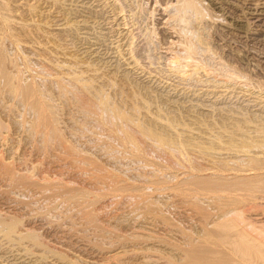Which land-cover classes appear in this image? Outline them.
<instances>
[{"label":"rangeland","instance_id":"rangeland-1","mask_svg":"<svg viewBox=\"0 0 264 264\" xmlns=\"http://www.w3.org/2000/svg\"><path fill=\"white\" fill-rule=\"evenodd\" d=\"M104 1L0 0V5L6 4L7 8L0 7V52L5 51L3 55L7 56L5 66L0 69L9 73L18 71L23 79L36 83L35 100L29 102L16 94L15 77L10 89L6 90L8 87L1 82L4 78L0 75V126L4 127H0V161L11 163L12 169L20 174L31 173L41 184L46 181L58 184L54 183L52 192L32 187L22 193L9 188V181L0 171V192L4 193H0V216H14L20 221L19 232L28 229L38 234L39 241L36 247L27 242L15 246L3 241L2 233L0 264H181L186 258L181 253L201 242L206 244V231L215 232L213 222L227 210L226 199L219 196L200 194L190 199L187 195L173 193L175 177L200 174L214 177L219 171L200 174L194 169L190 171L192 168H187L188 165L177 158L172 160L167 154L174 148L173 144L156 150L163 144L157 135L169 138L174 136V130L155 119L168 123L177 119L178 129L184 130L186 137L208 144L219 135L222 125L243 123V118L254 113L264 116V0H196L207 12L208 20L199 19L201 22H198L191 13L186 15L191 24L188 26L192 27L189 29L194 28L192 32L196 31L197 39L205 44H196L199 47L197 55L205 53L202 48H209L205 56L201 53L197 58L199 61L204 58L203 62L208 58L212 69L221 61L238 72L242 79L231 83L223 80V73L218 72L219 75L215 73L218 70L209 69L211 62L206 61L207 70L193 72L195 76L191 69L188 70L191 78L188 75L184 78L179 71L166 65L171 55L167 48L173 40H178L176 31L171 29L174 24L167 23L166 19L176 14L173 10L177 9L178 0L170 3L168 0H115V5H111L114 0ZM164 5L173 14L169 15ZM2 18L7 19L6 26ZM132 50L141 67L130 58ZM214 62L216 66L213 67ZM90 63L92 71L83 75L89 77V83L100 87L111 74L118 84L116 89H123V97L116 96L112 100L119 113L118 128L113 130L103 122L109 112L101 115L100 102L94 105L95 101L80 96L79 85L75 82L72 87L67 84L73 81L68 79L69 73L88 71L85 68H90ZM163 67L165 69H160ZM208 69L210 74L213 71L212 75ZM154 70L157 75L153 74ZM125 74L135 82L132 86H139L137 90L144 87L145 92L139 89L140 95H133L129 87L123 85L124 80L122 83ZM107 88L102 92H118ZM257 88L262 90L259 92ZM34 101L52 121L55 139L50 144L39 133L33 134L34 109L31 105ZM174 125L173 122L172 127ZM145 130L153 131L156 136L146 137ZM193 153L197 157L195 147ZM195 156H191L196 163L193 166L210 168ZM7 168L10 167L7 165ZM154 176L164 179L160 186L152 184ZM167 179H174V182L169 184L168 180L165 184ZM112 184L121 188L127 185L134 190L120 193L114 185V192ZM63 188L78 190L84 196L69 198L71 192L66 193L68 196L61 194ZM7 196L18 199V203L4 202ZM255 200L256 205L240 208L241 213L244 211L240 218L247 227L253 228L251 231L257 232L264 230V192ZM207 242L214 251L210 255L212 259L219 261L227 254L229 264H241L230 246L217 239Z\"/></svg>","mask_w":264,"mask_h":264},{"label":"bare ground","instance_id":"bare-ground-1","mask_svg":"<svg viewBox=\"0 0 264 264\" xmlns=\"http://www.w3.org/2000/svg\"><path fill=\"white\" fill-rule=\"evenodd\" d=\"M106 1L109 2L110 0L109 1L106 0ZM106 1H104L103 3H105ZM116 1L114 0L113 4H111V5H115L114 2H116ZM168 2L169 3L174 2V0L173 1L168 0ZM110 3H112V2H110ZM169 3L166 2L165 4H167V6H168ZM176 3L178 4L177 5L178 7H177V9H175L176 12H175V10H173V12L176 13L173 16L170 15L172 12L170 13L168 11L169 9H167L166 6L164 5L165 8L167 9V13L169 12V15H170V16H168V14H167V16L169 18L167 17L166 20L168 22L167 21L166 22L167 23L172 22L174 24V27L171 29H174L172 31H176V34L178 36L177 37L178 40L176 42L173 40V42L171 44H169V48H167L169 53H171L172 56L169 55L170 58L167 59L168 64L166 63V65H168L169 68H171L172 70L175 69L176 71H179L180 74H183L184 78H186L187 75H188L187 77H189V76H190V78L192 77L190 75L191 73L189 74L188 70L191 69L192 73L197 72V70H199V69H202L204 71L205 69L207 70V68H209L207 66L210 64L209 66L211 68H209V69L210 70H215V69L218 70L215 72L217 74L223 73L221 75H222V77H224L223 80L227 83L228 82L231 83V81L233 82L236 79H242L241 75H239L238 72L232 71L227 66H224L222 64L223 62H221V61H218L219 64L216 63L217 66L215 65V62H214L213 67H214V65L216 67H214L213 69L211 66L212 62L207 61L208 58H207V60H205V62L202 61L204 59L203 57H202L203 59L201 61H199V59H198L199 55L202 53L201 56L202 55L205 56L206 51L209 50V48L208 47H204V49L202 48L203 51L205 50V53L204 52L200 53V50H199L198 52L200 54L197 55V52H196L197 47L199 45L201 46V44L204 46L205 44L202 40H201L202 42H200V40L197 39L196 34H198V33L196 31H195L196 33L194 31L192 32V30H194V28L189 29L191 26H188V25H191V24L188 23V18L186 17V15L191 13L195 17L196 20L200 19L201 21H203V20L205 21V20H208V19H206V18H208L207 14H206L207 12H205L200 7V5L198 4V1H196V0H178ZM0 7L2 10L7 9L6 4H3V3L0 5ZM103 7H104V5H103ZM107 7H108V5H107ZM173 7H175V6L173 5ZM169 8H171V7H169ZM112 9H114V8L112 7ZM120 10L123 11L122 8ZM119 11H117V12H119ZM163 11H165V10H163ZM116 14H118V13H116ZM2 19H3V25L5 24V26H6L7 19L6 18H2ZM115 20H116V18H115ZM200 20L198 22H201ZM196 22L197 21H195V23ZM179 23H182L183 26H182V24H180L182 27L181 26L178 27ZM199 24H201V26H202V23H199ZM122 25H125V23H123ZM169 25H171V24H169ZM123 27H126V25ZM197 29H199V28H197ZM197 29H195V30H197ZM167 30L169 32L168 28H167ZM4 31H5V29H4ZM6 31L8 32L7 28H6ZM153 32L155 33V31H153ZM166 33H164V34H166ZM10 34H11V32H10ZM117 34H119V31ZM148 34H150V33L148 32ZM173 34H175V33L173 32ZM7 35H9V34H7ZM132 35H133V33H132ZM132 35H131V38H132ZM153 35L157 36V33L153 34ZM167 36H170V35L167 33ZM9 37H10V35H9ZM11 37H12V34H11ZM193 37L196 38V41H194L195 39ZM132 39L134 40V35H133ZM116 40H117V37H116ZM120 40H121V38H120ZM151 40L153 41V39H151ZM132 42H131V40H129V43H132ZM198 42L200 44H198V46H196V44ZM127 43L128 42H126V44ZM154 43H157V41ZM154 43H152V44H154ZM131 45H129V46L131 47ZM129 46H128V48H129ZM153 46H155V45H153ZM133 47H135V46H133ZM133 47L131 49H133ZM116 48H118V47H116ZM153 49H154V47H153ZM119 50H120V48H119ZM133 50L130 53L131 56L129 54L128 55L130 56V58L132 57L134 62L137 64L139 61L137 60L136 57H134L135 54H134V56L132 55L134 53ZM128 51L130 52L131 50L128 49ZM154 51H155V49H154ZM154 51H153V53H154ZM4 52L3 53L0 52V68L5 66V65H3V63L5 62L7 56L5 58ZM155 54H157V53H155ZM149 56H151V55H148V57ZM195 56H196V58H195ZM149 58H151V57H149ZM149 58H147V59H149ZM155 58H157V57H154V59ZM200 59H201V57H200ZM149 60H152V59H149ZM157 60H155V61H157ZM159 60L157 61L158 65H159ZM164 60H165V58H164ZM167 60L165 62H167ZM206 61L211 62V63H208V65H207ZM134 62L132 61V63H134ZM148 62H151V61H148ZM191 62H194V63L196 62V65H193V63L191 65L190 64ZM152 63H154L153 60H152ZM11 64H13V63H11ZM91 65L92 64L90 63V68H89V66H88V68H85L86 70L88 69V71L84 70L85 72H83V70H82V71H78V72H73L71 74L69 73L68 79L69 80L71 79L73 81H69L67 84H70L69 87H72L73 84L75 85V83L77 85H79L77 91L80 94V96H86L87 98H89L91 100V102L95 101L94 105H95V103L100 102L99 104L101 105L102 110H103V111L101 110V115H102V112H109L110 113V115L108 113L107 119H104L103 122H104V124L107 125V127L109 129L113 130L114 128H118L117 123H118V114L119 113H117L115 105L112 102V100L116 96L117 97H121V96L123 97V95H122L123 89L122 88H120L119 90L116 89V87H118V84H116V82L114 81L115 76L110 77L111 74L108 77V79L107 78L105 79L106 80L105 82H107V83L104 82L105 83L104 84L102 82L103 84L100 87H98L97 85L95 86L94 84L89 83L88 82V81H90L89 77H84L83 75L86 74L85 76H87V73L92 71L91 68H93V65H92V67H91ZM139 66L141 67V64H139ZM79 67H81V66H79ZM144 68L146 71V67H144ZM169 68H168V70H169ZM187 68H189V69H187ZM132 69H135V68L132 67ZM141 69H143V68H141ZM141 69H140V71H141ZM160 69H165V68L163 67ZM209 69L207 71L208 73H209ZM138 70H139V68L137 69V71ZM147 70H148V68H147ZM172 70H171V72H172ZM28 71H29V69H28ZM143 71L144 70H142V72ZM149 71H151V70H149ZM149 71H147V72L151 75V72H149ZM33 72H36V71H34V69H33ZM93 72H95V71H93ZM173 72H175V71H173ZM210 72H211V74L210 73L209 74L212 75L213 71H210ZM161 73H159V74H161ZM208 73H206V74L209 75ZM114 74H116V73H114ZM153 74H156V71ZM175 74H176V72H175ZM0 75H1V78H4L3 81H1V82H3V84L5 83V85L8 87V88H5L6 90L10 89V83L12 81V78L15 77V79L17 80V83H18V88H16L18 93H16V89H15V93L18 94V96H21L24 99L28 100L29 102L35 100L33 97L35 94V84H36L35 82H32L31 80L28 81V80H26V78L23 79V77L20 75V73L18 71L14 72V73L13 72L9 73V71L7 72L6 70L4 71V70L0 69ZM214 75H216V74H214ZM34 76H35V73H34ZM193 76H195V73H193ZM36 77H38V76H36ZM92 80H93V78H92ZM109 80L111 81V83L108 84ZM73 82H75V83H73ZM122 83H123V85H127L129 87L127 89L129 91H131L133 93V95L137 96L139 94L140 88L137 90V88L139 86L138 87L132 86L135 82H132L129 79V77H127V74L124 75V79H122ZM220 84H221V82H220ZM19 86H20V88H19ZM108 86H109V88H107ZM225 86H224V88L227 87V86L226 87ZM105 87L107 89H110V87H111L112 90L115 89L119 93L116 91L114 92V90L109 91V92L107 91L106 93H104L102 91ZM259 87H262V86H259ZM143 88L144 87H142L141 89L143 90ZM147 88H146V93H148ZM221 88H222V90L224 89L223 87H221ZM221 88H219V89H221ZM250 88H251V86H250ZM257 89H258L257 91H259V92H260V90H262L261 88H257ZM142 90H141V92H142ZM105 91H106V89H105ZM120 91H121V93H120ZM153 94H155V93L153 92L152 95ZM156 95H158V94H156ZM34 105H35V107H34ZM34 105H31L32 108L34 109V111H33V118H34L33 134L39 133L40 136L44 139V141L50 144L55 139V133H54L53 126H52V121L48 120V116L45 114L46 112H44V110L42 108H40V107L37 108L36 101H34ZM92 107H94V106H92ZM36 108H37V110H36ZM178 108L181 109L180 107H178ZM158 109H161V108L159 107ZM190 109H191V107H190ZM132 110L135 111L136 109H132ZM157 112H161V111L158 110ZM260 115L259 114L256 115L254 113L253 115H248L245 118H243L242 119L243 123L238 122V124L237 123H235V124L231 123L229 125H227V124L222 125L220 127L219 135L216 138L210 140L208 142V144H206L205 142L201 143V141H199V140H198V142H196V139H194L191 136L186 137L187 135H184V130L178 129V123H176L177 119H176V121L170 120L169 123L168 122H161L159 119H155L156 122H158V123L160 122V123L164 124L166 128L174 130V136H169V138H167L166 136L157 135L158 138L160 137V140L162 141L163 144L160 147L156 148V150L158 149V151H159L160 148L163 147V145L170 146L171 144H173L172 146H174V148H172L167 154L170 155L172 160L177 158L178 161L188 165L187 168H192V169H189L190 171H192L194 169L195 171H197L198 174H200V172H204V171H210V172H212L214 170L219 171L216 174V176H214V177L206 176L204 174H200L198 176H196V175L191 176L190 175L188 177H186L187 176L186 175V176H183L184 178L186 177L185 179H182L183 177H181V178L175 177L174 178L175 182H174V179H172V181L170 179H167V180H165L166 181L165 184L168 183L169 181H170L169 184H172L173 182L176 183V185L174 186V189H171V190L174 191L173 193H175L176 195H180V196H186L187 195L186 198H190L193 195L197 196L200 194L201 195L206 194L208 196H210V195L219 196V197L225 198L227 201V203H224V206H227V210L225 212H222V214H220V216H218L216 218V221L213 222L215 232L210 233V232L206 231V233L208 234L206 237V244H202V242H201L202 245L201 244L197 245L196 247L189 249V250L185 249L183 251V253H181V255L184 256V258L185 257L186 258L184 260H182L181 264H229L230 258L228 257V255L226 253H224L226 255L222 259H220L219 261H216L210 257V255H212L214 253V251L212 250L213 248L211 249L209 247V245L207 246V243H208L207 241L209 239H211V240L217 239V240L221 241L222 243H224L225 245L230 246L231 251L232 252L235 251L238 254L237 259L240 261L241 264H264V230H259L257 232H255V230L251 231V230H253V228L247 227L244 224L245 221H242L240 218L241 214L244 212V211L242 213L240 212L244 209L243 206L246 207V205H248V204H251L253 206L256 205L257 203H256L255 199L257 198V200H258V194L264 192V116H262V114H260ZM250 116H252V117H250ZM248 117H250V119H248ZM246 119H248V121H245ZM173 122L175 125L172 127ZM178 122H179V120H178ZM250 123L252 124V126ZM179 124H180V122H179ZM247 124H250V125H247ZM179 126H182V125L180 124ZM222 132H224L223 135L221 134ZM144 134L146 137L156 136V134L151 130H145ZM147 134H149V135H147ZM124 137H126L127 140H131V137H129V136H124ZM142 138L144 139V136H142ZM163 138H165V139H163ZM194 147L197 149V153H195L197 155V157L193 153ZM170 153L173 155H171ZM176 154L179 156H176ZM192 155L195 156L197 159L204 161L205 166L210 167V168L207 169V168H202L199 166V169H198L195 166H193V165H196V163L193 162L194 160L191 158ZM174 156H176V157H174ZM7 165L10 168H7ZM15 170L12 169L11 163L9 165V163H3L2 161H0V171H2L1 176H5V180L9 181V188L16 189L17 191H20L22 193L26 192L28 190V188H32V187L35 189H38V190H43L42 192H45V191H49V192L51 191L52 192L53 190H50V189L55 187L56 186L55 184H57L55 182H54L55 183L54 184V183L49 182V181H46V182H44V184H41V183L37 182V179H36V181L34 180L33 175L31 173H28L26 171V174L25 173L20 174V172L19 173H18V171L15 172ZM188 174H190V172H188ZM192 175H194V174H192ZM154 177H156V176H154ZM37 178H38V176H37ZM40 180L41 179H39L38 181H40ZM163 180H162V178L158 179L156 177L152 184H155L156 186H160L161 183L163 182ZM43 181H45V180H43ZM65 184H66V182H65ZM114 185L112 184V186H113L112 189L114 188ZM62 190H63L62 193L61 192L60 193L61 194L65 193L64 195H67L66 193L70 194V192H71L72 195L70 194L69 198L71 196L72 199H74L75 197L81 198V196L84 194L83 192H79L78 190H74V189H70V188H63ZM115 190H116V192L117 191H119V192L123 191L124 192V191H133L134 188L128 187L127 185H123L122 188L119 186H116ZM115 190L113 189L112 191L115 192ZM8 192H9V190H8ZM0 193H2V192H0ZM124 193H126V192H124ZM138 193H140V192L138 191ZM2 194H4V193H2ZM17 194L19 195L20 193L17 192ZM136 194H137V192H136ZM206 195H203V196H206ZM49 196H51V195H49ZM58 196H60V195H58ZM139 196L141 197V194ZM9 197L10 196H7L6 199L4 198V200H5L4 202L12 200L13 201L12 203H16V202L18 203V199L16 201L14 199V197H13V199H10L11 197L10 198ZM15 197H16V194H15ZM60 198L61 197H59V199ZM63 199H64V197L62 198V200ZM48 200H50V199H48ZM53 200H54V197H53ZM262 200L263 199H261V201ZM76 202H77V200H76ZM194 202L195 201H193V203ZM61 203H62V201H61ZM240 208H242V210H240ZM250 209L252 210V208H250ZM1 215H2V213H1ZM242 217H243V214H242ZM242 219H244V218H242ZM19 222L20 221L17 220L16 218H14V216H12V217L10 216L9 218H4L3 216L2 217L0 216V235L3 233L2 238L1 237L0 238L3 239V237H4L3 241H6L7 243H10V244L13 243L12 245L18 244V246H19L20 244L27 242L29 246H31V247L35 246L36 247L39 244V241L37 240V237H36V235H38V234L35 235L34 232H31L28 229L26 230V232H22V233H21V231L19 232V230H20L18 227ZM89 223L90 222H88V224ZM262 228H264V227H262ZM18 233H21V234H18ZM2 242H1V244H2ZM27 243H26L25 247L28 246ZM3 244H5V243H3ZM45 253H47V252H45ZM47 255H49V254H47Z\"/></svg>","mask_w":264,"mask_h":264}]
</instances>
